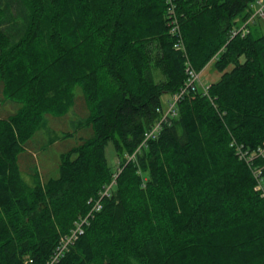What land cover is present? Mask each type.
<instances>
[{"label": "trees", "instance_id": "obj_1", "mask_svg": "<svg viewBox=\"0 0 264 264\" xmlns=\"http://www.w3.org/2000/svg\"><path fill=\"white\" fill-rule=\"evenodd\" d=\"M255 1L0 0V264H46L115 174L55 264H264V33L233 35ZM187 64L220 76L126 162ZM77 105L90 137L28 186L26 143Z\"/></svg>", "mask_w": 264, "mask_h": 264}, {"label": "rangeland", "instance_id": "obj_2", "mask_svg": "<svg viewBox=\"0 0 264 264\" xmlns=\"http://www.w3.org/2000/svg\"><path fill=\"white\" fill-rule=\"evenodd\" d=\"M250 27L264 33V19L255 18ZM199 73L200 83L205 86L218 80L220 76L212 64H208ZM168 98L169 95L163 96V102ZM80 100H82V92L80 88L76 87L75 105ZM18 107L19 105L12 101H0V118H6L13 114ZM79 107L77 105L74 111L71 110L63 118L46 117L41 129L26 143L23 152L19 155V167L22 178L28 186L32 187L38 181L43 182L48 178L57 177L60 155L78 145L82 139L90 137V131L78 125L85 113ZM67 133H71V135L66 136ZM105 154L109 166L115 169L117 160L111 143L107 144Z\"/></svg>", "mask_w": 264, "mask_h": 264}, {"label": "built area", "instance_id": "obj_3", "mask_svg": "<svg viewBox=\"0 0 264 264\" xmlns=\"http://www.w3.org/2000/svg\"><path fill=\"white\" fill-rule=\"evenodd\" d=\"M258 7H257V6ZM252 9V15L244 22V24L237 30L233 32V35L236 33H241L244 35L248 28L247 26L252 24L255 20V18L264 19V0H256L254 4L251 5ZM176 29V26L174 27V30ZM178 48V47H177ZM187 79L185 81V84L183 87L175 94H172L166 101L162 102L161 106L156 109V112L158 114V118L156 121L151 124V126L143 133L142 141L140 145L137 147V149L130 155L126 156V162L135 161L136 155L141 151V149L146 146V144L156 139L160 133V131L163 128V125L170 119L177 117V105L180 100H182L183 96L188 91L193 90H201L202 92H207V86L201 85L200 79H199V72L194 71V69L191 66L186 65L185 68ZM120 171V169H118ZM116 174L114 175L113 180L115 179ZM109 188L104 189L100 193V198L96 201H93L92 208L90 209L89 213L86 216L80 217L76 222L74 223V227L71 230V232L61 237L59 246L55 250L52 257L47 261L46 264H55L59 258L63 255L64 250L72 243H74L79 236H81L84 233V228L89 225V218L94 213L100 211L101 209V203L100 200L102 198V195L109 191ZM257 190H262L261 195L264 196V190L261 185L256 187Z\"/></svg>", "mask_w": 264, "mask_h": 264}, {"label": "bare ground", "instance_id": "obj_4", "mask_svg": "<svg viewBox=\"0 0 264 264\" xmlns=\"http://www.w3.org/2000/svg\"><path fill=\"white\" fill-rule=\"evenodd\" d=\"M114 181H115V180H113V181L111 182V184H109L110 188H111V186L114 184ZM109 186H108V187H109ZM108 187H107V188H108ZM110 188H109V191H110ZM104 189H106V188H104ZM104 189H103V190H104ZM103 190H102V191H103ZM102 191H101V192H102ZM109 191H108V192H109ZM101 192H100V193H101ZM108 192L104 193V194L102 195V198L105 197V196H109V193H108ZM102 198H101V199H102ZM100 203H101V202H100ZM101 206H102V205H101Z\"/></svg>", "mask_w": 264, "mask_h": 264}]
</instances>
